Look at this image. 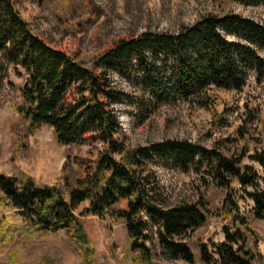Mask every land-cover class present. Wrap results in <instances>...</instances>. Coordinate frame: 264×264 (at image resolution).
Masks as SVG:
<instances>
[{
    "label": "trees",
    "instance_id": "16d2710c",
    "mask_svg": "<svg viewBox=\"0 0 264 264\" xmlns=\"http://www.w3.org/2000/svg\"><path fill=\"white\" fill-rule=\"evenodd\" d=\"M1 61L24 70L20 88L24 104L13 107L31 126L49 124L62 144L103 143L95 158H77L80 174L75 178L65 172L66 163L62 166L68 201L56 184H38L25 172L0 171V250L8 248V264H21L10 244L63 229L81 247L85 264H108L75 213L84 201L83 212L97 215L109 226L124 222L135 264H157L148 243L153 232L167 256L194 262L186 238L207 222V207L201 200L166 205L156 176L145 170L154 158L183 171L202 170L216 186L227 189L220 214L224 238L198 240L204 263L264 264L259 239L240 212L232 186L235 181L240 185L253 201L254 218L263 219L264 147L249 155L259 169L243 162L246 148L228 155L216 145L188 138L128 147L116 137L120 123L113 105L129 95L115 89L109 77L110 71L126 77L142 91L151 109L180 101L211 108L213 86L241 90L254 74L264 88V23L236 12L208 13L174 32L145 30L121 36L87 66L34 32L14 0H0ZM122 200L126 206L116 207Z\"/></svg>",
    "mask_w": 264,
    "mask_h": 264
},
{
    "label": "rangeland",
    "instance_id": "374dc122",
    "mask_svg": "<svg viewBox=\"0 0 264 264\" xmlns=\"http://www.w3.org/2000/svg\"><path fill=\"white\" fill-rule=\"evenodd\" d=\"M34 32L51 45L62 48L85 65L104 53L114 40L145 30L177 31L208 13H240L264 23V3L245 4L238 0H14ZM0 171L25 172L38 184L60 186L68 201L65 172L75 178L80 174L77 158L93 159L103 143L62 144L46 123L31 126L30 120L17 112L13 104L23 105L21 86L26 75L20 67L0 62ZM113 87L129 95L115 103L120 128L116 137L128 147L146 145L165 138H188L208 147L218 146L224 153L238 155L248 150L244 163L260 166L249 155L264 147V88L254 74L241 90L211 87V108L180 101L162 103L154 109L145 102L142 91L126 77L110 71ZM145 170L156 176L160 199L171 205L182 201L204 202L208 220L186 239L195 254L194 262L167 256L155 232L149 244L157 264H206L200 259L199 239L220 241L224 238L221 207L225 187L216 186L202 170L183 171L159 158L148 160ZM240 212L245 214L259 239L264 254V218H254L253 201L240 185L232 184ZM248 189H252L248 187ZM87 202L75 207L96 249L104 253L108 264H135L131 261L129 242L123 221L109 226L97 215L83 212ZM125 207L126 200L115 205ZM253 236H249L250 242ZM21 264H38L43 259L52 264H85L81 247L65 230L10 244ZM8 248L0 250V264H8ZM102 264V263H100Z\"/></svg>",
    "mask_w": 264,
    "mask_h": 264
}]
</instances>
